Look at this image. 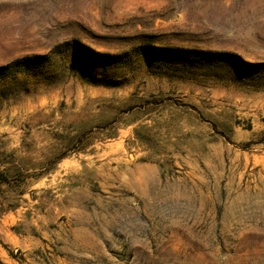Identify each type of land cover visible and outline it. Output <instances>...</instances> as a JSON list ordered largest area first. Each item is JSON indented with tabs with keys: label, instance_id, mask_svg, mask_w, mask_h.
<instances>
[{
	"label": "rangeland",
	"instance_id": "374dc122",
	"mask_svg": "<svg viewBox=\"0 0 264 264\" xmlns=\"http://www.w3.org/2000/svg\"><path fill=\"white\" fill-rule=\"evenodd\" d=\"M4 173L0 264H264V0H0Z\"/></svg>",
	"mask_w": 264,
	"mask_h": 264
},
{
	"label": "trees",
	"instance_id": "16d2710c",
	"mask_svg": "<svg viewBox=\"0 0 264 264\" xmlns=\"http://www.w3.org/2000/svg\"><path fill=\"white\" fill-rule=\"evenodd\" d=\"M233 56L224 54H214V55H203L200 56H185L184 58L171 59V58H159L155 57L154 60L149 63L151 69H157L158 73H161L168 77H175L172 74L182 71L189 70L192 66L197 69H202L208 72L223 73L226 77H234V69L237 66ZM105 69V68H104ZM101 76L103 74H99ZM104 75V79H105ZM262 83V82H261ZM25 180V177L19 176L18 180ZM9 183V177L6 173L0 174V186Z\"/></svg>",
	"mask_w": 264,
	"mask_h": 264
}]
</instances>
